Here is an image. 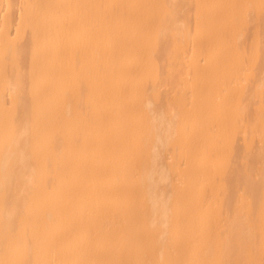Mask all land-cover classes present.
<instances>
[{"label": "bare ground", "instance_id": "1", "mask_svg": "<svg viewBox=\"0 0 264 264\" xmlns=\"http://www.w3.org/2000/svg\"><path fill=\"white\" fill-rule=\"evenodd\" d=\"M0 264H264V0H0Z\"/></svg>", "mask_w": 264, "mask_h": 264}]
</instances>
